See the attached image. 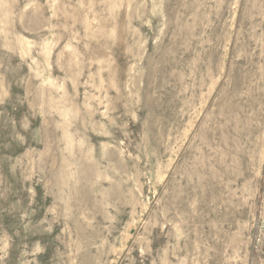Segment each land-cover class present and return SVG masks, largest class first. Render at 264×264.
Listing matches in <instances>:
<instances>
[{"label":"rangeland","instance_id":"obj_1","mask_svg":"<svg viewBox=\"0 0 264 264\" xmlns=\"http://www.w3.org/2000/svg\"><path fill=\"white\" fill-rule=\"evenodd\" d=\"M0 264H264V0H0Z\"/></svg>","mask_w":264,"mask_h":264}]
</instances>
